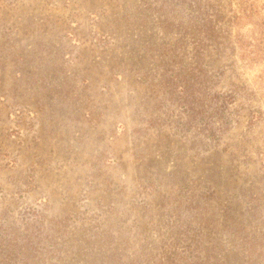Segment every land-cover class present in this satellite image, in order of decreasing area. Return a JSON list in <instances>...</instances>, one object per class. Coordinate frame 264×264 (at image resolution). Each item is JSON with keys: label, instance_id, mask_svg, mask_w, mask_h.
<instances>
[{"label": "rangeland", "instance_id": "1", "mask_svg": "<svg viewBox=\"0 0 264 264\" xmlns=\"http://www.w3.org/2000/svg\"><path fill=\"white\" fill-rule=\"evenodd\" d=\"M228 2L0 0V264H264V0L248 52L200 33Z\"/></svg>", "mask_w": 264, "mask_h": 264}, {"label": "trees", "instance_id": "2", "mask_svg": "<svg viewBox=\"0 0 264 264\" xmlns=\"http://www.w3.org/2000/svg\"><path fill=\"white\" fill-rule=\"evenodd\" d=\"M201 1L205 2V0ZM228 5H231L230 10H228ZM187 7L192 10V6H190V4H188ZM220 7L224 8L225 11L223 9L217 10V29L211 26L212 20L209 18L208 11L204 12L203 10V23L202 21L200 22V24L202 23V30L200 33L204 36V38L208 39L211 37V40H215L217 48L225 47L229 50H234V52H240L242 50L244 52H248L253 51L254 48L262 50L261 47L263 46V38L256 40L258 45L254 46L253 44H247L244 39L245 36L240 33H237L234 39H232L233 34L230 30L241 28L247 21L257 19L263 21V4H260L258 0H230L226 6ZM227 12H229V14ZM194 20L195 18H190L187 23L191 24ZM256 55L260 57V54ZM253 60L255 62L257 61L255 58H253ZM243 61H247V64L250 63V60L243 59ZM182 91L185 94L186 89L183 88ZM236 99L237 97L235 95H230L226 101L228 104H231L234 103Z\"/></svg>", "mask_w": 264, "mask_h": 264}]
</instances>
